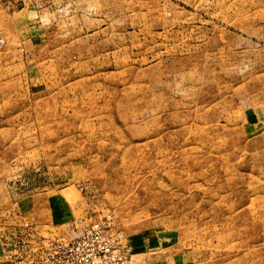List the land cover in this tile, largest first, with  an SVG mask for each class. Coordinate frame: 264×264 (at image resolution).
<instances>
[{
    "label": "rangeland",
    "instance_id": "obj_1",
    "mask_svg": "<svg viewBox=\"0 0 264 264\" xmlns=\"http://www.w3.org/2000/svg\"><path fill=\"white\" fill-rule=\"evenodd\" d=\"M114 253L264 264V0L0 3V264Z\"/></svg>",
    "mask_w": 264,
    "mask_h": 264
},
{
    "label": "built area",
    "instance_id": "obj_2",
    "mask_svg": "<svg viewBox=\"0 0 264 264\" xmlns=\"http://www.w3.org/2000/svg\"><path fill=\"white\" fill-rule=\"evenodd\" d=\"M2 1H10V0H0V3L2 2ZM9 4V3H8ZM114 240V239H113ZM107 250H108V248H107ZM88 255H90V253L88 254ZM113 258V263L112 264H126V258H127V256H126V254L125 253H121V254H119V253H114V254H112V257H111V259Z\"/></svg>",
    "mask_w": 264,
    "mask_h": 264
}]
</instances>
